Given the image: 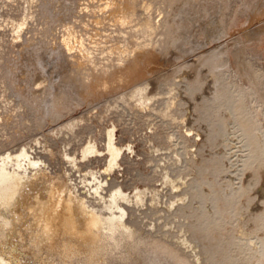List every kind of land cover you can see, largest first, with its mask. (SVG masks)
Returning a JSON list of instances; mask_svg holds the SVG:
<instances>
[{
	"label": "bare ground",
	"instance_id": "bare-ground-1",
	"mask_svg": "<svg viewBox=\"0 0 264 264\" xmlns=\"http://www.w3.org/2000/svg\"><path fill=\"white\" fill-rule=\"evenodd\" d=\"M218 1L227 10L220 9V15L218 3L207 2L205 7L197 0H3L6 9L0 12V27L5 29L6 40L0 36V124L22 115L36 118V127H42L41 123L61 118L80 101L124 90L103 109L55 126L54 136L63 139L61 156L69 163L62 173L49 167L54 138L35 135L31 141L18 143L15 150L0 148V264H18L24 256L39 264H113L117 260L264 264V195L256 202L262 192L252 194L264 174V67L245 55V46L252 44L245 43L263 39L264 26L197 54L195 60L179 62L174 77L169 71L159 72V77L156 73V80L165 84L161 92L153 91V77H147L159 52L171 55L166 60L185 58L223 36L229 21L231 28L240 20L248 24L264 10V0H242L228 21L232 4ZM41 16L46 23L59 22L58 35H53L50 45L38 41L39 36L47 38L51 29L49 23L39 27ZM27 41L17 57L7 55L11 45ZM225 54H231L247 83L227 69ZM131 109L138 113L129 116ZM112 111L115 114L109 116ZM140 112L149 116L155 112L158 119L145 132L149 147L164 158L155 170L160 179L157 185L148 182L155 176L152 165L136 167L131 178L121 181L112 174L116 168L124 169L123 161H131L128 153L134 147L129 141L126 146L121 143L117 131H130ZM118 115L130 121L121 130L115 119ZM92 118L109 122L95 134ZM228 134L234 138L235 151L216 155L217 137ZM8 137L12 142L16 139ZM207 141L213 144L210 154L216 162L209 156L198 163L196 157L202 155L198 151ZM160 142L172 149L160 152ZM239 147L245 151L235 164L231 155L238 156ZM230 157L237 165L234 171L238 170L239 181L221 179L219 183L224 184L220 185L216 177L232 168V163H226ZM99 159L103 165L94 166L92 161ZM248 170L251 177L245 174V178L251 180L244 183L242 177ZM153 206L162 212L149 226L156 228L157 218L172 215V225L177 226V233L180 230L175 240L168 239L169 235L149 238L152 228L139 225L146 234L140 231L135 210H152ZM238 214L244 216L235 221ZM251 232L255 235L249 236Z\"/></svg>",
	"mask_w": 264,
	"mask_h": 264
},
{
	"label": "rangeland",
	"instance_id": "rangeland-1",
	"mask_svg": "<svg viewBox=\"0 0 264 264\" xmlns=\"http://www.w3.org/2000/svg\"><path fill=\"white\" fill-rule=\"evenodd\" d=\"M2 1V2H1ZM196 1V0H195ZM202 0H197V2H198V4L199 5H201V3H202V6L203 5H205L207 2L209 3V1H211V0H205V2L204 1H202ZM207 1V2H206ZM235 0H230V3L232 4V8L230 9H228V11H229V18H228V21L230 20V18H232V16L234 15V13H235V11L242 5V0H236L235 2H234ZM212 2V3H211ZM209 4L211 5V4H213V3H220V1H218V0H215V2L214 1H211ZM2 3V4H1ZM204 3V4H203ZM208 3H207V5H208ZM0 5H2V7L0 6V12H2L4 9H6V6H5V4L3 3V0H0ZM207 5H205V7L207 6ZM216 5V4H215ZM213 7H214V5H212ZM169 7H171V5L169 6ZM168 7V8H169ZM204 7V8H205ZM227 8V7H226ZM220 9H222V10H224V8H220V4H219V6H218V9L216 10V11H219ZM264 9V8H263ZM221 10V11H222ZM231 10V11H230ZM221 11H219V14L218 15H220V13H223V11L221 12ZM225 11H227L226 9L224 10V13H225ZM233 11V12H232ZM264 10H261V12H259L250 22H248V24L246 23L245 24V22H243V20H240V21H238V25H234L235 27H233V28H231V26H229V23H230V21H229V23H228V27H229V29H228V27H227V29H226V31L224 32V33H222L223 34V36L222 35H220V36H218L217 37V39L218 40H216V37H215V39H211V40H209L208 42H207V44H206V46H204V45H202V46H200L199 47V49L198 50H195L193 53H191V54H189L188 56H186L185 58H182V59H177V61L176 60H173V61H171V60H166V59H168L169 57H171V55L168 53H163V55H162V52H159L158 53V55L156 56V59H155V62H153L152 63V66L150 67V73L147 75V77H149L150 79H152V77H153V80L151 81L152 83L151 84H153V85H151V88H153V89H155V90H153V91H160L161 92V90H163L164 89V87H165V84H161L160 83V81L158 82V80H156L157 78V76L158 75H160V73L161 74H163V73H167L168 71L169 72H171L170 74H172V72H174L175 73V69H176V67H178L179 65H181L184 61H186V60H188V61H186V62H190L191 60H195L196 58H197V56L198 55H200L202 52H209V51H211L212 49H214V48H220V47H222L223 45H225V44H228V43H231L232 41H234V40H236V39H238V38H240V36L241 35H243V33L245 34L246 32H248L249 30L251 31V30H255V28H258V27H263L264 26V12H263ZM232 12V13H231ZM218 13V12H217ZM216 13V14H217ZM232 14V15H231ZM231 15V16H230ZM259 15V16H258ZM257 17V18H256ZM1 19V18H0ZM45 19V20H44ZM46 18L45 17H39L38 18V22H39V27H41V26H47L48 25V23H49V29H50V31H49V33H48V37L47 38H44V37H42V36H39V38H38V41H40V42H44V43H46V41H47V43L46 44H48V45H50L49 43H52L53 42V39H52V37H53V35H54V37L55 36H57L58 34H57V30H58V26H59V22H57L56 20H50L48 23H46ZM52 21H55V22H53L52 23ZM37 22V23H38ZM252 22V23H251ZM242 23H244L243 25H242ZM44 24V25H43ZM32 27H34V25H31ZM37 27H38V24L36 25ZM238 27V28H237ZM252 28V29H251ZM231 29H232V31H231ZM5 30V29H4ZM3 29H2V27H0V36H2V38L3 39H5L6 40V35H5V31H4ZM32 32H34V30L32 31ZM225 33H226V35H225ZM264 29H263V31L261 32V37H263V39H264ZM28 34V33H27ZM5 35V36H4ZM31 34L29 33L27 36L29 37ZM259 35V34H258ZM4 36V37H3ZM34 37H36V35H34ZM41 38V39H40ZM262 38H261V40H258L257 39V41H255V42H253L252 40H251V42H247V43H245V44H251V47H249V46H245L246 48H245V55L247 56H244V57H246L247 59H248V57L250 58V59H254V63L256 62L257 63V65L258 66H262V67H264V65H263V63H264V40H263ZM215 40V41H214ZM5 43V42H4ZM27 43V44H26ZM6 44V43H5ZM255 44V45H254ZM257 44H258V47H257ZM25 47V46H27L28 45V41L27 42H25L24 44H20V45H16V46H13V45H11L8 49H7V55L8 56H12V57H17L18 56V54H16V53H18L19 52V50H21L23 47ZM253 45V46H252ZM21 46V47H20ZM20 47V48H19ZM202 47V48H201ZM201 48V49H200ZM5 51H6V49H5ZM37 51V50H36ZM199 51V52H198ZM14 52H15V54H14ZM262 53V54H261ZM164 54H167L166 56L164 55ZM198 54V55H197ZM248 54V55H247ZM197 55V56H196ZM226 55V54H225ZM6 56V53L4 54V57ZM189 57V58H188ZM226 57H229V59H228V66H229V68L227 67V69H231V73H235V76H237V77H239V80L240 81H242L243 83H247V80H245L246 78H244L243 76H241V74H240V72L239 71H237L236 69H237V67H236V64H235V61H234V59H233V57L231 56V54H228V56L226 55ZM257 57V58H256ZM166 58V59H165ZM252 59V60H253ZM263 59V60H262ZM258 60V61H257ZM262 60V61H261ZM231 61V62H230ZM181 64H180V63ZM157 63V64H156ZM255 63V64H256ZM232 64V65H231ZM158 65H160V66H158ZM176 66V67H175ZM152 67H154V68H152ZM157 68V69H156ZM173 70V71H172ZM191 70V71H190ZM157 71V72H156ZM166 71V72H165ZM160 72V73H159ZM187 72L190 74V75H192L193 73V71H192V69H189V70H187ZM156 73H158V74H156ZM174 73L171 75V77H174L175 75H174ZM155 74L157 75V76H155ZM176 74H178L177 72H176ZM155 76V78H154V76ZM174 75V76H173ZM159 77V76H158ZM241 77V78H240ZM243 78V79H242ZM155 80V81H154ZM156 82V83H155ZM159 83V85H157ZM209 83L207 82L206 83V86H205V88L207 87V85H208ZM153 86V87H152ZM158 86V87H157ZM156 87V88H155ZM204 88V90H206V92H207V90L209 89V85H208V88H206L205 89ZM124 90V89H123ZM123 90H121V91H123ZM120 90L118 91V90H116V91H113V92H110V93H107V94H105V95H102V96H100V97H97V98H95V100L93 99V100H89V102H87L88 100H83V101H80L79 103H77V105H75V108L73 109V110H70V112L69 113H65L63 116H61V118H59V119H57V120H51V119H47L45 122H43V123H41L42 125V127H36V123H37V121H36V118H34V117H29V118H26V117H22V115H20L19 117L20 118H15V117H12L11 118V120L9 121V123H6L5 125H3V124H0V146L2 145V147H0V148H5V147H9V148H11V149H13V150H15V149H17L18 148V143H24V142H27V141H31L32 140V138L36 135V136H40V137H42V135L44 136H47V137H51L52 139L54 138V140L53 141H55L54 143V150H55V153H54V155L52 154L50 157L51 158H49V167L51 168V170H55V171H58V172H64V170L65 169H67L68 167H69V163H68V161L64 158V157H62L61 156V151H62V146H63V139H62V136H58V137H55L54 136V134L53 133H55V131H53V129L54 128H56L57 126H59L60 124H61V122L63 123V122H66L69 118H74V117H77V116H80V115H82V114H84V113H90V111H92V112H94L95 110H98L99 108V110H101V109H103L104 107H103V105L105 106V105H107L108 103H109V101H113L117 96H118V94H119V92H121ZM206 92H202L201 94H204V95H208V93H206ZM209 92V91H208ZM206 93V94H205ZM201 94H199L197 97H201ZM209 94H210V92H209ZM117 95V96H116ZM116 96V97H115ZM198 98V99H199ZM93 101V102H92ZM86 102V103H85ZM0 103H1V97H0ZM85 103V104H84ZM89 103V104H88ZM97 109H96V108ZM103 107V108H102ZM12 109V111H13V108H11ZM11 109H9L7 112H10L11 111ZM132 109H136L135 107L134 108H132ZM132 109L131 110H128V114H129V116H130V114H132V115H135V114H137L138 112L137 111H135V110H133L132 111ZM11 111V112H12ZM37 112V111H36ZM36 112H34V113H36ZM108 112V111H107ZM114 115L115 113L112 111V112H110V115L109 116H112V114ZM135 113V114H134ZM140 118L139 119H137L136 120V122H135V124H132L133 122H131V125H132V129H130V131H127V132H120L119 130L117 131V135H118V139L120 140V142L121 143H123L125 146L126 145H128V141H129V143H131L134 147H133V151H135L134 153H133V151H131V152H129L128 153V155L132 158L131 159V161L130 162H124L125 163V165H124V163L122 162V164H121V166H124V169L122 168H120V170L118 169L117 170V168L115 169L116 171H114V172H112V174H113V176L114 175H116L115 177H116V179L117 180H119V181H121L122 179H124L125 177H127V178H131V177H129L131 174H133L137 169H141V168H147L148 167V165H152L151 167L153 168V170L152 169H150L151 170V175L152 174H154L155 176H152V178H153V181H151V180H149L148 182L149 183H152V184H155V185H157V184H159L160 183V179H158L159 178V173L157 172V171H155L156 169H158V164H162L163 163V157H162V155H160V154H158V156H157V152L156 151H154V149H151V147H149V145H151V142H149V140H147V138H146V135H145V132L146 131H149L150 129H148V128H151L152 127V125L151 124H153L154 122H156L158 119H156V113L155 112H153V114H151L150 116H149V114H145V112H143V113H141L140 112ZM147 118H146V117ZM154 116V117H153ZM22 117V118H21ZM149 117V118H148ZM120 118V115H118V116H116L115 117V119H117V121L120 123V124H118V127L120 128V130H121V128L122 127H124V126H127L129 123H130V121H129V119H127V118H129V117H125V119H119ZM13 119V120H12ZM23 119V120H22ZM32 119V120H31ZM144 119V120H143ZM153 119V120H152ZM26 120H28V121H26ZM96 119L95 118H92V120H91V122H92V125H94V132H95V134H97L98 133V130H99V128L101 129V128H104L105 126H106V124L109 122L107 119H102V120H98L99 122H97V120L95 121ZM106 120H107V122H106ZM126 120V121H125ZM148 120V121H147ZM152 120V121H151ZM155 120V121H154ZM36 121V122H35ZM143 121V122H142ZM152 122V123H151ZM262 122H263V125H264V119L262 120ZM25 123V124H24ZM149 125H151V126H149ZM56 126V127H55ZM30 128V129H29ZM33 129V130H32ZM228 130H230V128H227ZM29 131V132H28ZM33 133H32V132ZM29 133H31L30 135H29ZM83 134H84V132H82ZM38 134V135H37ZM10 135H15L16 136V139L15 140H13V142L12 141H9V138L10 137H8V136H10ZM33 135V136H32ZM231 134H228V135H224L223 136V138H222V136H219V138L217 137V142L218 143H220V144H218L217 142V145L215 146V145H213V144H209L208 143V141L207 142H202V147L204 146L205 147V149H206V152H205V149L203 150V148H201V147H199V148H201L199 151H198V153H202V155L200 156L199 154L197 155L198 157H196L197 158V162L198 163H201L202 161H205L206 160V157L208 158L209 156L211 157V154H210V151H211V149H213L212 148V145H213V147L215 148V150H217V151H214V149H213V151L215 152V154L216 155H221L222 153H225V152H229L230 150H233L234 149V151H235V142H233V140H234V138H232L231 136H230ZM65 136V135H64ZM84 136H85V134H84ZM227 136V137H226ZM230 136V137H229ZM61 137V139H59ZM166 137H167V135H166ZM228 139H226V138ZM65 139H68V137L67 136H65L64 137ZM77 139L78 138H74L73 140L74 141H77ZM220 139H222V140H220ZM62 140V141H61ZM216 140V139H215ZM15 141V142H14ZM200 141H202V140H200ZM219 141H221V142H219ZM224 141H226V142H224ZM3 143V144H2ZM162 142H160L159 143V145L161 146L160 147V152H163L164 150H168L169 149V147H167V148H165L166 146H165V143L164 144H161ZM7 146H6V145ZM79 144H80V142H77V143H75L74 144V151L75 152H77V148H79ZM169 144V143H168ZM232 144V145H231ZM5 147H4V146ZM222 145V146H221ZM229 147H228V146ZM76 146V147H75ZM217 146L219 147V148H217ZM234 146V147H233ZM163 147V148H162ZM209 147H211V148H209ZM198 148V147H197ZM238 148V147H237ZM239 148H241V147H239ZM172 148H170L169 150H171ZM186 150H188V149H191V148H185ZM220 149V150H219ZM242 149V150H241ZM240 150H238L237 151V153H238V156H237V154H232L231 155V157L233 158V161H234V159H235V164H236V161L240 158V156H241V154L240 153H242L243 151H245L244 149H243V147L241 148ZM168 150V151H169ZM201 150H203V151H201ZM180 151H182L181 149H180ZM218 151H220V152H218ZM241 151V152H240ZM137 152V153H136ZM155 152V153H154ZM209 152V153H208ZM212 152V151H211ZM213 152V153H214ZM233 152V151H232ZM145 154V156H144V154ZM151 155H150V154ZM152 153L154 154V155H152ZM221 153V154H220ZM133 154V155H132ZM139 154V155H138ZM161 157H160V156ZM204 155H206V156H204ZM208 155V156H207ZM240 155V156H239ZM133 156V157H132ZM138 156V157H137ZM157 156V157H156ZM234 156V157H233ZM235 156H236V158H235ZM93 157V156H92ZM91 157V158H92ZM135 157V158H134ZM203 157H204V159H203ZM213 158L215 157V155L213 154V156H212ZM212 157H211V159H212ZM229 158L230 160H231V162H230V160L229 159H227V161H226V159H224L225 161H226V163H227V165L229 166L231 163L233 164H231V166H232V168H229V170L225 173V172H223L224 173V175H223V173L220 175V176H218V178L216 177V180L218 181V183L220 182V180L222 179V181H224V183H225V181L229 178V179H233V181H239V175L238 176H236L238 173V170H236L237 172V174L235 173V168L234 167H237V165H235L234 163H233V161H232V158ZM239 157V158H238ZM160 158V159H159ZM216 158L218 159V157L216 156ZM238 158V159H237ZM133 160V161H132ZM155 160V161H154ZM198 160H201V162H199ZM208 160H209V158H208ZM214 161L213 162H216L215 161V158L213 159ZM103 160L102 159H99V161L97 160H94V161H92V164L94 165V166H101V165H103V163L104 162H102ZM141 161V162H140ZM162 161V162H161ZM207 161V160H206ZM210 161H212V160H210ZM129 163V164H128ZM140 163V164H139ZM237 163H239L238 161H237ZM131 166L130 167V170H129V166ZM144 165V166H143ZM128 166V167H127ZM134 166V167H133ZM230 166V167H231ZM133 167V168H132ZM136 167H137V169H136ZM53 168V169H52ZM155 168V169H154ZM194 168V167H193ZM192 168V170H194ZM234 168V169H233ZM230 169H232L231 171H233V172H230ZM130 171V172H129ZM132 171V172H131ZM153 171V172H152ZM249 171V170H248ZM248 171H245V173H244V175H243V177H242V180H243V182L244 183H247V181H250L251 179L249 178V179H246V178H248V177H251V173H250V171L248 172ZM128 173H130V174H128ZM249 173V174H248ZM192 173H190V175H191ZM235 174V175H234ZM245 174L247 175L246 176V178H245ZM264 175V174H263ZM262 175V178L260 179V181H259V186L260 187H258V189H257V187H255V191L253 190V189H251V192H252V190H253V195L255 194V193H257V192H262V194L260 193V195L258 194V198L256 199V202H258L261 198H262V196L264 195L263 193H264V191H262V190H264V176ZM132 176V175H131ZM222 176V177H221ZM232 177V178H231ZM235 178V179H234ZM236 178H237V180H236ZM158 179V180H157ZM151 181V182H150ZM221 181V183H219L220 185H223L224 183ZM135 182H137V183H139L140 181H138V180H136ZM157 182V183H156ZM261 185H262V187H261ZM260 188V189H259ZM129 189V187L127 188V190ZM262 189V190H261ZM256 190H258V191H256ZM259 199V200H258ZM208 203H206V205H207ZM254 205V204H253ZM158 206H160V205H158ZM158 206H153V209L152 210H135V214L137 215H139L138 217L136 216L135 218H137L136 219V224H137V220H138V227H139V225H140V227L142 226V227H144V228H146V229H149V228H152V229H150V232H149V238H165V239H167L169 236V238L168 239H173V240H175V235H177V234H179L180 233V230L178 229V233H177V226H174V225H172L173 223H172V220H171V217H173L172 215H168L167 217H165V219L167 218V220L166 221H164L165 219H164V217L162 218L161 217V219H160V217L159 218H157L158 220H157V222H158V225H157V227L155 228V226H154V228L153 227H151V226H149V224H150V222H151V220L152 219H154V218H156V217H158L160 214H161V212H162V210H160L159 211V209H160V207H158ZM162 206V205H161ZM155 207H158V209H156ZM254 207H258V204H256L255 203V205H254ZM140 211H142V212H140ZM143 211H145V213L143 212ZM151 212V213H150ZM158 212V213H157ZM239 215V216H238ZM237 216H236V218H235V221H238V219H240V217H241V219L243 218V214H238ZM169 216H170V218H169ZM238 218V219H237ZM169 221H171V222H169ZM168 222V223H167ZM169 223H171L170 225H168ZM167 224V225H166ZM148 226V227H147ZM139 227V229H140V231L144 234L145 232H144V228H140ZM238 227V226H237ZM236 227V228H237ZM180 228V227H179ZM142 229V230H141ZM170 229V230H169ZM168 230V231H167ZM167 231V232H166ZM173 232V233H172ZM153 233V235H151ZM177 233V234H176ZM146 234V233H145ZM253 234V235H252ZM169 235V236H168ZM255 235V232H251V235L249 234V236H254ZM173 236V237H172ZM29 259V260H28ZM27 260V261H26ZM39 264L38 263V260L37 259H35V258H31V257H21V259H20V261H19V263L18 264ZM112 264V263H111ZM113 264H131V263H126V262H124V261H122V260H117V261H115V262H113Z\"/></svg>",
	"mask_w": 264,
	"mask_h": 264
}]
</instances>
